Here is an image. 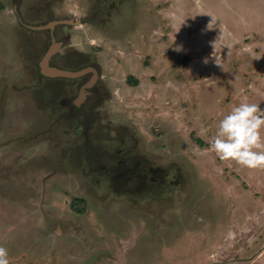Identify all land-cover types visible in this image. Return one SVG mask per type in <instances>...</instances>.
Wrapping results in <instances>:
<instances>
[{"label": "rangeland", "instance_id": "rangeland-1", "mask_svg": "<svg viewBox=\"0 0 264 264\" xmlns=\"http://www.w3.org/2000/svg\"><path fill=\"white\" fill-rule=\"evenodd\" d=\"M143 4L112 8L99 25L129 57L118 53L114 73L126 104L104 103L87 117L96 133L77 138L71 120L57 118L61 94L39 104L22 92L23 108L14 98L0 108V245L9 264H264V254L251 262L264 247V169L211 147L233 105L264 108V0ZM13 23L0 17V74L13 61L14 72H27L20 50L5 53L18 41ZM111 70L92 82L106 83ZM118 150L153 168L145 185L90 170L94 156Z\"/></svg>", "mask_w": 264, "mask_h": 264}, {"label": "crops", "instance_id": "crops-1", "mask_svg": "<svg viewBox=\"0 0 264 264\" xmlns=\"http://www.w3.org/2000/svg\"><path fill=\"white\" fill-rule=\"evenodd\" d=\"M175 1L176 0H0L2 8L0 17L11 18L19 34L18 41L14 42L13 40L11 46L5 48V53L8 48L12 49V54L20 50L19 55L22 67L27 72H29L28 69H30L32 73L14 72L13 68H19V64L14 61L11 62L12 69L9 70L12 71V73L1 72L0 80L2 87L0 88V108L5 107L6 104L10 105L6 102L9 98H14L13 101L19 100L17 102L18 108H23L25 105L23 102L25 95H28L27 93L31 94V92H33V99H35L36 102L39 101V104L43 102L46 97H53L61 94V98H63L66 95L68 96L69 93L73 94L69 91L67 94V91H65L68 87L73 86H68V84L74 83L70 79H78L85 73H88V70H79V68L92 63L99 67V72L102 68H109L112 69L109 74L113 73V77L108 79L106 83L98 80L100 85L105 88L108 95V98H101L96 102L101 105L99 106L98 113H101L103 110L102 106H104V103L105 105L106 103H111L112 107H115L117 103L118 111L119 105L122 107L123 104H126V98H120V88L118 89L115 85L116 79L114 78V73H116V68L121 67V59L117 55L118 53H122L125 55V58L129 56L121 49L117 41H112L111 37L104 31L105 29L100 28V23H104L101 21H105L112 8L118 9L125 4L132 3L135 5H144L143 3H153V5L156 6L166 4L176 5L174 4ZM189 25H191V23ZM191 27L189 26L190 33L192 30ZM5 29L7 30V28ZM0 30L4 29L0 27ZM164 31L166 32L168 30L164 29ZM158 32L157 28L153 29V34H160L161 36L163 33ZM165 36H167V34ZM112 44H114V47H111ZM107 50L115 56L110 58L106 53ZM48 53H50V55H48ZM51 58L58 68L49 67ZM125 58L122 60L126 62L130 61V59H134ZM7 62L9 61L5 63ZM40 68H44L43 70H47L50 76L57 78H44L40 87L37 86ZM140 68L139 66V69ZM35 69L37 70L36 74ZM53 70L83 73L74 78H66L56 76L52 73ZM15 76L17 77L16 80H14ZM94 76H97L95 72ZM94 76L92 79H94ZM98 78L100 79L99 76ZM125 81L128 83L129 78H126ZM44 86L45 90H43ZM65 86L67 87L64 88ZM124 87L129 89L127 86ZM84 88L85 86L82 87V92L80 94L82 99L85 95L83 91ZM55 91L60 93H56ZM22 92H25V95H22ZM114 94L116 95L114 96ZM116 97H118V100H115ZM10 103L14 104L12 102ZM129 105L130 103L127 104V106ZM10 106L12 107V105ZM10 106H8L7 109L14 111V109H9ZM44 109L47 110V107ZM125 110L126 107L123 108V111ZM59 111L61 112L58 115L65 113L61 103L57 109V112ZM118 115L119 113H117L115 117ZM156 127L161 126L156 125ZM263 254L264 247L254 258L252 257L251 262L260 258Z\"/></svg>", "mask_w": 264, "mask_h": 264}, {"label": "flooded vegetation", "instance_id": "flooded-vegetation-1", "mask_svg": "<svg viewBox=\"0 0 264 264\" xmlns=\"http://www.w3.org/2000/svg\"><path fill=\"white\" fill-rule=\"evenodd\" d=\"M49 67H54L58 68L56 64L52 61V58L49 61ZM44 69V68H43ZM42 68H40V75H39V80L37 82V86L40 87L42 84V80L44 78H57V77H52L49 75V73L44 71ZM79 70H88V73H85L83 76L79 77L78 79H70L74 83L68 84V87L65 91L72 92L73 94H68L65 97L61 98L60 102L62 104L63 110H65V113H62L61 115H58L57 118H65L70 119L71 121V127H73V133L74 135L78 138L80 135H86L88 136L89 133L97 132L96 130H100L98 127L95 125H92V119H87V117H92L95 115L94 112H99V105L96 103L99 101L101 98H108V95L106 93L105 88L100 85L98 81L92 82V78L94 76V72L96 75L99 74V67L96 64H89L85 65ZM46 86V85H45ZM45 86L43 87V90H45ZM86 87L83 89L85 91L84 98L80 96L82 92V87ZM65 86L64 88H66ZM47 88V86H46ZM63 89V88H62ZM61 91V90H58ZM58 91H55L56 93H60ZM64 92V91H63ZM91 99V100H90ZM98 108V111H97ZM67 111V112H66ZM86 119V120H85ZM104 127V126H103ZM106 130L109 129L108 126H105ZM116 153L119 156H112L110 160H103V158L98 156H94L91 162V168L90 170L95 173L97 176L100 178H104L105 175L107 177H112L110 175L111 172H114L115 175H117L120 178H123L124 180L121 182L120 185L124 184V186H128L129 188H136V183L141 182L140 180H143L145 178L150 177L149 173L155 172L153 168L150 170V166H148L146 163L143 164L142 158L138 157H125V156H120V155H125L122 150L116 151ZM96 165H98L97 170H96ZM96 170V171H95ZM99 170V171H98ZM133 176H136V180L133 179ZM127 177V178H126ZM156 179H157V184H164L163 180L159 183V178H157L156 174ZM151 181L155 182L154 179H150ZM141 184L145 185L146 183ZM168 188V187H166Z\"/></svg>", "mask_w": 264, "mask_h": 264}, {"label": "clouds", "instance_id": "clouds-1", "mask_svg": "<svg viewBox=\"0 0 264 264\" xmlns=\"http://www.w3.org/2000/svg\"><path fill=\"white\" fill-rule=\"evenodd\" d=\"M211 147L222 160L248 169H264V108L246 100L233 105L218 121ZM0 264H9V253L3 245Z\"/></svg>", "mask_w": 264, "mask_h": 264}, {"label": "water", "instance_id": "water-1", "mask_svg": "<svg viewBox=\"0 0 264 264\" xmlns=\"http://www.w3.org/2000/svg\"><path fill=\"white\" fill-rule=\"evenodd\" d=\"M48 55H50V53H48ZM52 73L60 77L74 78L80 76L83 72H68V71L53 70Z\"/></svg>", "mask_w": 264, "mask_h": 264}, {"label": "trees", "instance_id": "trees-1", "mask_svg": "<svg viewBox=\"0 0 264 264\" xmlns=\"http://www.w3.org/2000/svg\"><path fill=\"white\" fill-rule=\"evenodd\" d=\"M197 143L200 144V142L197 140Z\"/></svg>", "mask_w": 264, "mask_h": 264}]
</instances>
